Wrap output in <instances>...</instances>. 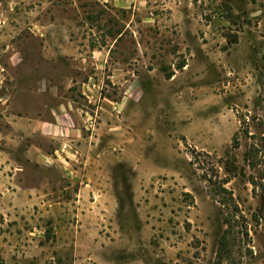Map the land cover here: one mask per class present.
<instances>
[{"label": "rangeland", "instance_id": "rangeland-1", "mask_svg": "<svg viewBox=\"0 0 264 264\" xmlns=\"http://www.w3.org/2000/svg\"><path fill=\"white\" fill-rule=\"evenodd\" d=\"M263 157L264 0H0V264H264Z\"/></svg>", "mask_w": 264, "mask_h": 264}, {"label": "crops", "instance_id": "crops-1", "mask_svg": "<svg viewBox=\"0 0 264 264\" xmlns=\"http://www.w3.org/2000/svg\"><path fill=\"white\" fill-rule=\"evenodd\" d=\"M26 126H24L23 128H27V130H30L31 126H33V124L35 122H26ZM68 123L67 121H65V119H63V115L60 121V115H54L51 116L50 120L47 121H41L38 122V124H35L33 126V130L40 132L41 134H45V135H49V136H58V135H62L66 130H71V128L69 126H64L62 124H66ZM57 151H59L57 148L53 149V152L56 153ZM54 153H48V152H39L36 155H32V158L35 159V161L37 162H46L47 159L46 157L49 155L54 156Z\"/></svg>", "mask_w": 264, "mask_h": 264}, {"label": "trees", "instance_id": "trees-1", "mask_svg": "<svg viewBox=\"0 0 264 264\" xmlns=\"http://www.w3.org/2000/svg\"><path fill=\"white\" fill-rule=\"evenodd\" d=\"M167 77H170L171 74H166ZM264 158V157H263ZM264 161V159H263ZM227 182V179L223 181L222 184L219 185V188H220V191L218 193H222V192H229L224 186L223 184ZM253 182V181H252ZM226 233H227V229H225L223 235H222V238H221V241H220V250L222 249L223 251L227 249V236H226Z\"/></svg>", "mask_w": 264, "mask_h": 264}, {"label": "water", "instance_id": "water-1", "mask_svg": "<svg viewBox=\"0 0 264 264\" xmlns=\"http://www.w3.org/2000/svg\"><path fill=\"white\" fill-rule=\"evenodd\" d=\"M260 216L264 219V202L262 203V207L260 210Z\"/></svg>", "mask_w": 264, "mask_h": 264}]
</instances>
